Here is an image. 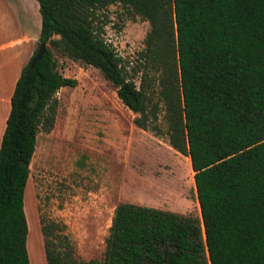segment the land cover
Segmentation results:
<instances>
[{"label":"trees","instance_id":"1","mask_svg":"<svg viewBox=\"0 0 264 264\" xmlns=\"http://www.w3.org/2000/svg\"><path fill=\"white\" fill-rule=\"evenodd\" d=\"M36 1L44 52L28 68L35 47L21 67L0 139V264H28V164L37 132L53 125L55 92L76 83L54 52L96 68L141 129L161 132V103L167 142L193 171L199 218L120 202L101 258L89 260L41 222L45 264H264V0ZM113 3L149 25L138 86L102 37L100 11Z\"/></svg>","mask_w":264,"mask_h":264},{"label":"rangeland","instance_id":"2","mask_svg":"<svg viewBox=\"0 0 264 264\" xmlns=\"http://www.w3.org/2000/svg\"><path fill=\"white\" fill-rule=\"evenodd\" d=\"M100 14L107 17L102 37L138 86L144 70L139 52L148 22L118 3L107 5ZM54 58L58 71L76 83L55 92L53 125L37 132L28 164L27 255L31 263L44 264L41 222L57 225L70 241L74 257L89 260L101 258L113 209L120 202L199 218L193 171L188 157L167 142L161 103L157 121L161 132L141 129L96 68L56 52ZM147 72V89L154 91L156 73Z\"/></svg>","mask_w":264,"mask_h":264},{"label":"crops","instance_id":"3","mask_svg":"<svg viewBox=\"0 0 264 264\" xmlns=\"http://www.w3.org/2000/svg\"><path fill=\"white\" fill-rule=\"evenodd\" d=\"M39 25L36 0H0V139L15 81L36 47Z\"/></svg>","mask_w":264,"mask_h":264},{"label":"water","instance_id":"4","mask_svg":"<svg viewBox=\"0 0 264 264\" xmlns=\"http://www.w3.org/2000/svg\"><path fill=\"white\" fill-rule=\"evenodd\" d=\"M43 52H44V44L39 43L36 47V50H35L33 57L30 59V61L28 63V68H30L41 57Z\"/></svg>","mask_w":264,"mask_h":264}]
</instances>
